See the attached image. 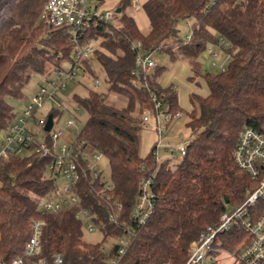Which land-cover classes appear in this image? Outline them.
<instances>
[{
    "label": "trees",
    "instance_id": "obj_1",
    "mask_svg": "<svg viewBox=\"0 0 264 264\" xmlns=\"http://www.w3.org/2000/svg\"><path fill=\"white\" fill-rule=\"evenodd\" d=\"M47 1H0V132L5 133L17 119L9 98L24 96L34 72H56L64 61L74 59L68 30H56L51 37L43 34L40 15ZM129 3L120 2L122 15L117 23L101 20L85 37L101 38L95 55L105 70L108 90L128 95L130 105L109 104L106 92L75 94L89 113L75 142L88 152H103L108 159L112 194L123 203L125 219L129 220L142 180L153 179L154 211L145 224L135 227L118 264H185L200 233L220 221L228 204L236 207L256 187V181L237 165L234 149L245 127L264 129V0L245 4L242 0H145L150 22L147 34L125 12ZM183 19L193 20L187 42L179 37L178 24ZM137 40L146 53L165 50L174 59L184 57L191 62L210 42L228 53L220 71L202 73L209 93L192 96L198 110L189 113L186 123L191 139L174 166L167 160L160 162L154 148L146 156L140 152L142 124L132 114L134 104L151 107L155 93L163 111L176 112L178 97L173 86H161V68L135 73L131 47ZM89 59L82 68L91 69ZM199 73L201 69L195 68L194 75ZM50 113L60 115L59 109ZM43 131L49 142V131ZM49 162L35 154L0 158V264H12L24 253L37 218L45 221L44 257L60 253L64 264H110L115 246L107 252L101 243L84 239L85 221L77 216V206L41 213L39 200L59 190L58 176L49 170ZM101 187L90 176L84 177L78 183L81 206L93 213L106 236L120 235L123 230L108 221V205L97 194ZM243 237L247 239V233L235 227L222 235V245L236 250Z\"/></svg>",
    "mask_w": 264,
    "mask_h": 264
},
{
    "label": "built area",
    "instance_id": "obj_2",
    "mask_svg": "<svg viewBox=\"0 0 264 264\" xmlns=\"http://www.w3.org/2000/svg\"><path fill=\"white\" fill-rule=\"evenodd\" d=\"M242 4L248 0H242ZM120 12L108 10L105 14L97 10V6L90 5L89 0H48L41 12L40 20L45 28L44 35L51 37L56 30L69 31L74 42V59L69 67H60L56 70L57 76L47 77L46 82L40 85L39 91L34 95L33 101L27 105L23 114L10 125L9 129L0 138V158H8L12 154H35L42 158H48L49 170L56 176H62L65 186L58 192H53L39 200L41 213L59 211L60 209L75 205L78 207L77 216L82 217L90 230L95 228L94 215L80 203L78 183L84 177L90 176L92 181L102 185L97 191L98 196L108 205V221L121 227L123 233L115 235L118 242L114 245L115 252L110 257V264H118L135 233V227L145 224L155 208L156 195L153 189V179H143L140 192L130 214L129 220L123 214V203L115 200L112 194L111 183L104 178L99 163L104 157L103 152H88L74 141L59 145L57 141L64 136L63 129H55L54 125L49 131L50 141L42 135L38 138V132L29 125L34 118L36 124L41 121L44 128L46 118H38V112L45 103L57 98V92L65 89L73 81L81 70L83 61L90 58L97 47L93 44L97 39L86 38V33L101 20L109 21L116 18ZM191 36V35H190ZM132 50L135 52V73H149L153 71L155 63L151 53L143 51L140 40L133 42ZM212 52V50L209 48ZM62 54L59 53V56ZM96 83L100 81L96 79ZM138 85V83H137ZM155 109L163 110V103L153 95ZM165 119L170 122L180 113L166 110ZM148 117H144L147 121ZM66 125L75 126V121L70 119ZM157 130L161 135L164 128L158 122ZM188 140L181 143L178 150L186 153ZM169 151H174L173 146H167ZM157 157V152L154 149ZM234 158L237 165L249 173L256 181V187L248 196L231 212H224L217 224L208 225L193 243L185 264H221V255L229 254L232 264H264V129L253 126L245 127L239 134L238 142L234 149ZM44 219L37 218L32 223V233L28 240L24 253L17 256L12 264H64V257L57 253L51 259L42 255V229ZM241 227L247 233L245 242L230 250L222 245V235ZM104 250H106L103 247Z\"/></svg>",
    "mask_w": 264,
    "mask_h": 264
},
{
    "label": "rangeland",
    "instance_id": "obj_3",
    "mask_svg": "<svg viewBox=\"0 0 264 264\" xmlns=\"http://www.w3.org/2000/svg\"><path fill=\"white\" fill-rule=\"evenodd\" d=\"M122 0H106L103 3L98 4L96 0H89L90 5L97 6L99 12L104 14L108 10L116 11ZM145 0H130V3L126 5L125 12L132 15L142 34H147L150 30V22L147 13L143 7ZM122 12L111 18L112 23H117L121 17ZM179 37L181 41L187 42L190 38L193 20L183 19L178 24ZM45 31V28H44ZM44 34V32H43ZM101 38H97L93 44L100 48ZM212 50V52L209 50ZM151 57L155 63L153 71L157 68H161V74L159 82L162 87L168 88L173 86L176 90L178 97V109L180 116L174 117L170 122H167L164 115L165 111H157L155 104L150 106H141L140 102H136L133 108V116L137 118L141 124V146L140 152L142 156H146L153 148L157 152V159L162 162L167 160L171 166L177 164L182 153L178 150L181 143H186L191 139L190 130L187 127V120L189 119V113L193 110H198L197 103L192 100L193 95L206 96L209 93V87L205 76L206 72H217L223 68L228 62V53L220 45L215 42H210L206 49L201 51L199 57L194 62L184 57L172 58L171 54L165 50H154L151 52ZM91 69L82 68L77 73L75 79L71 81L67 87L57 92V98L48 100L44 107L38 112V118H46L52 109H59L60 115L55 117V129H63L64 136L60 138L57 143L59 145L63 143H72L74 141L83 126L85 125L89 113L80 106L75 98V94L84 96L88 90H95L98 92L107 93V102L117 108H126L130 105V98L128 95L108 90V82L106 81V73L101 66L96 55L93 54L90 57ZM63 67H69L70 62L64 61ZM201 69V73L194 75V69ZM203 73V74H202ZM57 76L55 71L52 72H34L24 88V96L22 98H9V102L14 106L17 117L23 114L24 109L33 101L34 95L39 91L40 85L46 82V77L54 78ZM96 79L100 81V84L96 83ZM78 107H80L78 109ZM176 111V112H177ZM147 116L148 120L144 121V117ZM73 119L75 126L68 127L66 123ZM160 124L164 131L160 135L157 130V124ZM29 125L38 132V138L42 139L44 134L41 121L36 124V119H32ZM4 135L0 132V138ZM173 146L174 151H169L167 146ZM28 154V153H27ZM99 170L102 175L109 182H111V170L108 159L103 157L99 163ZM56 184L59 189H63L65 186L62 176H59L56 180ZM239 205V204H238ZM237 205V206H238ZM234 207L228 204L227 211L231 212ZM83 237L88 242L101 243V245L107 250V252L113 249L114 245L118 242V237L105 235V232L97 225L93 230L88 228V225H84ZM246 238H242L241 242L237 244V247L245 242ZM221 264H232V257L229 254L221 255Z\"/></svg>",
    "mask_w": 264,
    "mask_h": 264
},
{
    "label": "water",
    "instance_id": "obj_4",
    "mask_svg": "<svg viewBox=\"0 0 264 264\" xmlns=\"http://www.w3.org/2000/svg\"><path fill=\"white\" fill-rule=\"evenodd\" d=\"M1 1V0H0ZM117 12H120V9H117ZM54 125V115L53 113H49L46 123L44 125V130L50 131ZM227 203V201H226Z\"/></svg>",
    "mask_w": 264,
    "mask_h": 264
}]
</instances>
